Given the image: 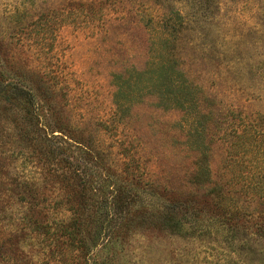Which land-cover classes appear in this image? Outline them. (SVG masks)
<instances>
[{
	"label": "rangeland",
	"instance_id": "rangeland-1",
	"mask_svg": "<svg viewBox=\"0 0 264 264\" xmlns=\"http://www.w3.org/2000/svg\"><path fill=\"white\" fill-rule=\"evenodd\" d=\"M18 1L0 0V66L34 98L0 96V264H38L25 248L38 241L26 239L40 206L18 199L57 196L63 140L101 151L119 178L127 163L181 190L199 150L219 173L231 122L264 115V0ZM170 10L183 22L167 33ZM46 14L55 27L44 37ZM126 264L227 263L213 242L145 234L131 239Z\"/></svg>",
	"mask_w": 264,
	"mask_h": 264
},
{
	"label": "trees",
	"instance_id": "trees-1",
	"mask_svg": "<svg viewBox=\"0 0 264 264\" xmlns=\"http://www.w3.org/2000/svg\"><path fill=\"white\" fill-rule=\"evenodd\" d=\"M26 4L32 6L35 0L18 1V5ZM170 12L167 33L183 22L178 10ZM79 14L74 9L72 15ZM44 17L40 30L45 37L52 35L55 26L50 15ZM161 18L162 14L150 17L151 21ZM66 19L55 21L60 24ZM2 43L0 32V47ZM5 77L0 66L1 97L32 102V94L6 83ZM231 127L222 170L215 174L205 150H199L189 186L181 190L145 179L127 163L122 167L125 177L119 178L101 151L63 140L69 145L67 176L57 196L51 201L35 198L33 204L26 191L18 199L26 208L40 206L36 214L40 220L32 221L34 236L26 239L38 237L36 244H30L33 248H25L29 257L38 264H126L132 238L165 234L213 242L227 264H264V115L240 116ZM199 129L192 147L202 141L203 125ZM47 211L55 215L53 226ZM26 221L30 223L31 218Z\"/></svg>",
	"mask_w": 264,
	"mask_h": 264
}]
</instances>
